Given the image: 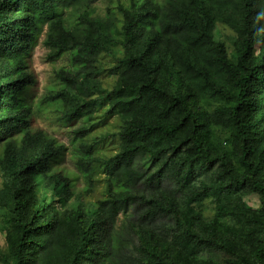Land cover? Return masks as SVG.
I'll use <instances>...</instances> for the list:
<instances>
[{
    "label": "trees",
    "instance_id": "16d2710c",
    "mask_svg": "<svg viewBox=\"0 0 264 264\" xmlns=\"http://www.w3.org/2000/svg\"><path fill=\"white\" fill-rule=\"evenodd\" d=\"M72 1L0 0L3 264H264V0H128L117 3L120 25L83 12L70 28ZM218 22L236 32L234 60L215 39ZM41 34L47 60L73 51L79 68L58 70L62 88L46 98L62 104L61 120L86 123L99 105L119 115V149L106 159L84 140L93 123L74 130L76 166L88 179L95 162L107 174L106 199L89 208L58 210L43 196L66 202L72 179L52 170L66 146L31 125ZM99 56L111 59V89L96 80ZM249 194L258 208L243 202ZM121 211L128 244L116 249Z\"/></svg>",
    "mask_w": 264,
    "mask_h": 264
},
{
    "label": "rangeland",
    "instance_id": "374dc122",
    "mask_svg": "<svg viewBox=\"0 0 264 264\" xmlns=\"http://www.w3.org/2000/svg\"><path fill=\"white\" fill-rule=\"evenodd\" d=\"M119 2L126 5L128 0H98L90 5H87L86 0H73L71 5L65 9V24L70 28L79 24L81 13L86 12L91 17L110 18L117 25H120L121 16L117 10V3ZM214 36L216 40L224 43L228 57L234 60L235 53L231 45L233 37L236 36L234 28L230 24L218 22L214 29ZM43 37L44 34H41L29 60L30 67L37 79L36 85L29 88L26 93L33 112L31 125L34 129L39 128L46 131L66 146L65 153L52 163V170L72 179L70 184L72 196L66 202H58L57 195L53 196L52 191H48L43 196L48 200H50V197H54V206L58 210L76 207L77 205L89 208L96 205L98 201L106 199L107 174L105 168L100 163L95 162L91 166V177L88 179L86 174L76 166L79 151L77 149L78 140L75 141L74 138V130L83 124L93 123V130L84 137V140L88 143L97 142L92 155L106 159L114 155L119 149L120 141L115 136V133L119 130V115L106 117L107 105H99L86 123V118H80L72 124L64 123V120H61L62 104L60 102H47L46 98L62 88V83L55 77L58 70L64 69L76 73L79 68L72 63L73 51L65 52L56 60H47L48 49L42 44ZM99 59V65L103 73L96 77V80L102 88L111 89L117 78L116 75L107 73L108 67L112 64L111 59L107 56H99ZM3 149L4 141L0 142V158ZM135 164L137 168H145L148 160H138ZM242 200L248 208L256 209L260 206L256 194L243 196ZM201 214L204 220L213 217L214 203L210 199L203 201ZM127 218H129V212L124 213L121 211L116 216L114 232L116 249L128 244L126 236L128 234L126 228ZM5 221V209L0 207V264H3L2 256L6 252ZM161 221L166 222V220Z\"/></svg>",
    "mask_w": 264,
    "mask_h": 264
}]
</instances>
